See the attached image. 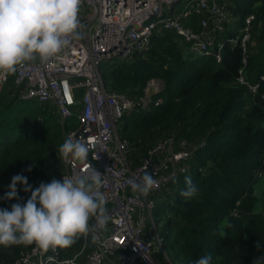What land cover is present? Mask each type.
<instances>
[{
  "label": "trees",
  "instance_id": "trees-1",
  "mask_svg": "<svg viewBox=\"0 0 264 264\" xmlns=\"http://www.w3.org/2000/svg\"><path fill=\"white\" fill-rule=\"evenodd\" d=\"M233 2L236 8L230 10L238 21L227 37L235 36L251 14L256 15L254 29L264 23V0ZM191 21L190 26L198 22L195 17ZM257 42L264 45V27ZM241 60L240 48L230 45L225 46L221 64L188 55L180 38L163 33L153 38L145 56L102 67L109 90L141 95L152 79L164 85L149 108L123 121L122 137L130 143L131 159H143L148 144L170 134L186 138L191 146L205 143L192 153L189 172L176 179L163 204L174 216L167 223L170 236L168 246L164 245L171 264H195L205 254H211V264H264V229L253 217L259 203L257 174L264 173V81L255 99L250 98L246 88L237 84ZM248 72L255 82L264 77V57L254 54ZM2 96L0 209L10 211L13 204L30 198L24 186L17 185L19 201L3 199L13 176L22 174L33 189L55 177L56 148L63 144L65 130L37 103L16 96L7 101ZM159 99L162 103L157 105ZM76 127V118L67 120L66 129ZM185 177L199 188L190 199L180 195L186 188ZM80 245L79 239L69 249ZM18 246H0V264L14 262ZM169 249L180 263L168 254Z\"/></svg>",
  "mask_w": 264,
  "mask_h": 264
},
{
  "label": "built area",
  "instance_id": "built-area-1",
  "mask_svg": "<svg viewBox=\"0 0 264 264\" xmlns=\"http://www.w3.org/2000/svg\"><path fill=\"white\" fill-rule=\"evenodd\" d=\"M193 17L198 30L185 24ZM231 17L222 0H81L80 39L47 64L38 59L25 62L14 74L0 76V98L8 90L21 101L37 103L65 130L63 143L69 134L89 143L85 162L64 161L58 146L54 178L62 182L63 176L86 174L92 168L100 172L108 215L106 227L96 232L94 243L90 233L80 238L76 250L41 254L34 251L35 245H19L11 264H61L66 259H75V264H164L161 255L171 264L153 212L159 201L173 193L176 179L189 172L192 153L205 143L191 146L186 138L170 134L148 144L143 159H131L132 148L119 126L122 123L123 128L126 116L149 108L164 85L152 79L141 95L109 90L102 67L145 56L153 38L163 33L180 38L186 54L213 58L218 64L223 61L225 46L230 45L242 52L237 84L255 99L264 81L261 77L255 82L248 72L256 15H249L236 35L227 37L232 32ZM161 103L159 99L156 104ZM71 118H76L77 127L66 129ZM145 173L158 181L148 196L134 193L129 183H139ZM95 222L94 217L89 221L90 225Z\"/></svg>",
  "mask_w": 264,
  "mask_h": 264
},
{
  "label": "clouds",
  "instance_id": "clouds-1",
  "mask_svg": "<svg viewBox=\"0 0 264 264\" xmlns=\"http://www.w3.org/2000/svg\"><path fill=\"white\" fill-rule=\"evenodd\" d=\"M80 4L81 0H0V76L14 74L17 66L25 62L38 59L47 64L70 47L73 40L80 39ZM89 151L88 142L69 134L59 155L64 161L85 162ZM185 182L180 195L186 199L196 196L199 188L191 177H185ZM129 183L134 193L143 196L158 186L148 173L139 183ZM17 185H23L30 198L26 203L13 204L10 211L0 209V246L35 245L34 251L44 254L67 249L90 233L94 243L96 232L106 227V200L100 190L102 175L94 168L86 174L63 176L62 182L53 178L35 189L25 176L18 174L12 177L4 200L19 201ZM93 217L96 222L90 225ZM211 262V254H205L195 264ZM61 264H75V259L63 260Z\"/></svg>",
  "mask_w": 264,
  "mask_h": 264
},
{
  "label": "rangeland",
  "instance_id": "rangeland-1",
  "mask_svg": "<svg viewBox=\"0 0 264 264\" xmlns=\"http://www.w3.org/2000/svg\"><path fill=\"white\" fill-rule=\"evenodd\" d=\"M258 23V22H257ZM235 26V25H234ZM264 27V23H258L256 26H255V29H254V36H253V43L255 44V46L253 47V55L254 54H258L260 55L261 57H264V50L263 51H260L261 47L264 45L261 44V45H258V39L260 37V34H261V29ZM214 36V34L212 35ZM212 67L217 69V66L216 64H212ZM157 83V82H156ZM161 85L159 86L160 88L163 87L162 83L159 82ZM11 88V86L9 87ZM4 97L6 96L7 98V101H11V99L13 98V94L9 93V91L7 90V92H4L3 93ZM3 97V96H2ZM119 128L121 129L120 130V133H122V123L120 124ZM257 184H256V191H255V195L256 197L259 199V203L253 213V217L259 221L262 229H264V205H263V201H264V173L261 172V173H258L257 174ZM262 201V202H261ZM159 212H157V210H154L153 214H154V217L156 219V223L158 225V231H159V235L164 239V242H165V246H168V239L167 236H170V231L167 227V223L169 221V219L171 218H174L173 214L170 213L169 209L166 208L163 204L166 203V201H159ZM168 204V203H167ZM168 230V231H167ZM172 234V232H171ZM168 254L170 256H172L174 259H175V256L172 252V250L169 249V252ZM176 260V259H175ZM164 261V264H169L165 259L163 260ZM177 263H180V261H177ZM182 264V263H181Z\"/></svg>",
  "mask_w": 264,
  "mask_h": 264
},
{
  "label": "crops",
  "instance_id": "crops-1",
  "mask_svg": "<svg viewBox=\"0 0 264 264\" xmlns=\"http://www.w3.org/2000/svg\"><path fill=\"white\" fill-rule=\"evenodd\" d=\"M223 2H225L227 5H228V8L230 9V8H232V9H235L236 8V5H235V3L233 2V0H222ZM231 11V10H230ZM231 14H232V17H231V19H230V21L232 22L230 25H233V27H232V32L234 31V29L236 28V24H237V21H238V18L232 13V11H231ZM192 21L190 20V21H187V22H185V24L187 25V26H189V27H192V28H194V29H197L198 30V24H196V25H194L193 24V26H190V23H191ZM193 23V22H192ZM235 25V26H234ZM232 32H227L226 33V35H228V34H230V33H232ZM5 92H7V91H5ZM5 99L7 100V98H6V96H5ZM48 183H50V182H48ZM47 184V183H46Z\"/></svg>",
  "mask_w": 264,
  "mask_h": 264
}]
</instances>
